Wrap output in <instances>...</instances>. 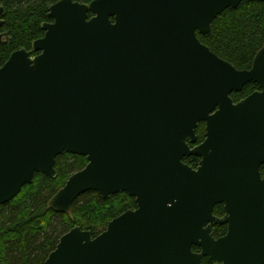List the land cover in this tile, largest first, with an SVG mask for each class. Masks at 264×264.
Returning a JSON list of instances; mask_svg holds the SVG:
<instances>
[{"label": "water", "instance_id": "obj_1", "mask_svg": "<svg viewBox=\"0 0 264 264\" xmlns=\"http://www.w3.org/2000/svg\"><path fill=\"white\" fill-rule=\"evenodd\" d=\"M242 1L59 0L44 36L0 68V207L35 173L57 177L64 151L88 163L53 210L69 213L92 190L137 203L96 237L73 227L45 264H264V45L240 70L197 35ZM251 82L261 90L234 102ZM201 121L206 139L191 149ZM209 222L228 224L226 235Z\"/></svg>", "mask_w": 264, "mask_h": 264}, {"label": "trees", "instance_id": "obj_2", "mask_svg": "<svg viewBox=\"0 0 264 264\" xmlns=\"http://www.w3.org/2000/svg\"><path fill=\"white\" fill-rule=\"evenodd\" d=\"M58 1L0 0V6L5 8L0 27V68L14 51L31 50L33 42L44 36L43 24L53 21L49 7ZM74 1L89 3L93 0ZM197 35L202 43L237 69H250L264 45V2L244 0L239 6L219 14L210 32ZM256 86L246 84L242 91L233 92L231 96L238 101L251 94ZM204 130V124L200 123L197 128L200 138ZM187 162L194 164L196 158L191 157ZM87 163L86 156L62 152L56 158L57 177L35 173L32 183L26 184L15 198L0 207V264H45L61 236L73 227L90 230L96 237L112 219L135 207L134 198L126 192L103 198L92 190L80 195L69 213L53 210L49 205L52 197ZM215 212L223 214V206L217 205ZM226 230V226H217L215 234ZM203 264L214 262L205 258Z\"/></svg>", "mask_w": 264, "mask_h": 264}, {"label": "flooded vegetation", "instance_id": "obj_3", "mask_svg": "<svg viewBox=\"0 0 264 264\" xmlns=\"http://www.w3.org/2000/svg\"><path fill=\"white\" fill-rule=\"evenodd\" d=\"M2 19H3V17H2ZM251 83H253V82H251ZM248 84H249V83H248ZM254 84H256V83H254ZM256 85H257V86H256V88L254 89V91H252V93L261 90L260 86H259L258 84H256ZM241 91H242V90H241ZM238 92H239V91H238ZM232 93H233V92H232ZM232 93H231V94H232ZM252 93H251V94H252ZM249 95H250V94H249ZM249 95H247L246 97H248ZM231 97H232V96H231ZM246 97L241 98L240 100H238V101H234V102H239V101L245 99ZM233 100H234V99H233ZM200 123H203L204 126H205V130H204V133H203L204 135H203L202 138H200V137L198 136L197 129H196V140H195V142H192L190 137L187 138V143L189 144V146H190L191 149H193L194 147H196V146L202 144V143L205 141V139H206V134H207V132H206V122H205V121H201ZM200 123H199V124H200ZM199 124H198V125H199ZM197 128H198V126H197ZM191 157H195V158H196V163L193 164V163L187 162L188 159L191 158ZM201 161H202V157L199 156V155H187V156H185V157L183 158V162H184L185 164L189 165L190 167H192L193 169H197V168L201 165ZM262 167H264V164H262V165L260 166L261 176L263 177L264 174L262 173ZM119 193H121V192H119ZM126 193H127V192H126ZM111 195H113V194H111ZM111 195H110V196H111ZM131 197H132V196H131ZM133 198H134V200H135V204H136V205H135L134 208H130V209H136V208H137L136 199H135V197H133ZM217 205H221V206H223V209H224V213H223V214H221V215H220V214H216V212H215V208H216ZM130 209H128V210H130ZM213 215H214L215 217H217V218H223V217L226 215V209H225V205H224V203H218V204L215 205L214 210H213ZM209 225H211V228H212V235H213L216 239H218V238H220V237L226 235V233H227V231H228V224H220V223H211V222H209L207 225H205V228H206L207 226H209ZM220 225H222V226H226L227 230H226V232H223V234H218V235H217V234H215V229L217 228V226H220ZM84 230H85V229H84ZM89 231H90V230H89ZM102 232H103V231H102ZM62 236H63V235H62ZM62 236H61V237H62ZM192 249H193L194 252H197V253H200V252H201V247H199V246L194 245V246L192 247ZM205 258H209V257H203V258H202V264H203ZM212 261H213V260H212ZM213 262H214V264H222V263L217 262V261H213Z\"/></svg>", "mask_w": 264, "mask_h": 264}]
</instances>
